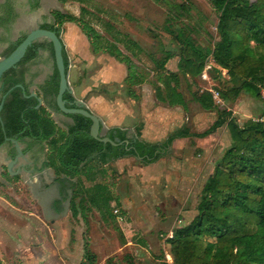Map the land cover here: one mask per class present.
Here are the masks:
<instances>
[{
	"label": "rangeland",
	"instance_id": "rangeland-1",
	"mask_svg": "<svg viewBox=\"0 0 264 264\" xmlns=\"http://www.w3.org/2000/svg\"><path fill=\"white\" fill-rule=\"evenodd\" d=\"M14 1L20 3L22 11L27 6V0ZM42 10L44 20L49 22L53 21V10L76 18L63 22L59 29L70 61L68 80L74 96L87 95L90 99L86 106L101 117L103 133L108 128L121 127L140 140L156 143L182 128L194 134L205 133L222 109L230 112L238 124L258 118L263 111L262 101L244 92L235 100L221 96L218 105L210 110L193 98L195 90L220 92L230 85L227 70L212 57L196 76L184 75L179 68L181 36H189L202 45L219 39V11L210 0H84L65 4L45 0ZM21 20L14 38L36 23L30 18ZM79 20L93 26L103 39L116 42L132 58L138 74L133 82L129 80L127 65L105 50L106 43L98 42L99 49L92 50ZM81 43L92 56L84 58L78 53L82 52ZM167 53L173 57L162 66ZM50 56L46 52L31 64L35 80H42L53 71ZM171 72L179 74L185 107L171 106L158 98L157 89H167L166 77ZM231 144V134L224 123L204 136L173 141L152 163H144L133 155L114 159L110 163L114 174L109 173L104 180L114 193V218L105 223L93 214L87 225L81 224L82 236H71L72 242L77 243L70 245L71 250L61 238L47 236V231H41L43 237L34 240L15 231L16 226L29 219H20L18 210L23 206L27 210L23 214H29L31 188L21 190L18 180L0 164V264H88L85 245L91 247L95 264H105L107 260L108 264L170 263L167 240L197 215L202 188ZM21 191L27 194L24 199L19 197ZM37 246L38 253L34 249Z\"/></svg>",
	"mask_w": 264,
	"mask_h": 264
},
{
	"label": "trees",
	"instance_id": "trees-1",
	"mask_svg": "<svg viewBox=\"0 0 264 264\" xmlns=\"http://www.w3.org/2000/svg\"><path fill=\"white\" fill-rule=\"evenodd\" d=\"M59 1L64 4L69 1L84 2ZM210 1L219 11V39L214 44L202 45L189 36H181V72L196 76L202 72L208 58L212 57L217 65L227 70L230 77L228 88L220 91L222 98L235 100L244 92L261 100L257 85L264 82V0ZM9 2L6 5H10ZM180 6L185 8L184 4ZM51 14L54 22L49 28L57 34L63 22L76 20L73 14L60 10H53ZM79 24L83 25L82 31L90 38L92 50L99 49L98 42L106 43L105 50H109L117 61L127 65L129 80L133 82L137 72L132 58L116 42L103 39L90 24L82 20H79ZM116 39L120 41L119 38ZM50 45L54 57L52 44ZM37 46L38 43L34 42L27 48L23 61L37 54ZM63 56L68 68L69 60L65 50ZM171 57L173 55L167 53L160 64L165 66ZM14 72V69L6 72L7 88L23 81V75L15 76ZM59 79L55 66L53 75L39 85L38 94L43 95L44 105L38 106L37 97L30 96L29 91L23 93L20 87H15L8 93L0 112L4 123L3 128L0 120V144L5 141V137H30L45 141L48 165L55 170V180L60 185L62 197H67L70 190L73 209L76 208L74 199L81 196L103 216H112L114 193L104 180L109 173L114 174L110 164L114 159L133 155L144 163H152L159 159L174 139L191 135L204 136L226 123L232 144L202 188L197 215L189 224L177 228L167 240L170 264H264L262 121L250 118L238 124L230 112L222 109L221 115L205 133L192 134L187 128H182L156 143L145 142L137 136L129 137L128 130L121 127H111L102 134L103 127L100 126L99 136L109 137L116 143L112 144L90 134L92 120L83 114H68L73 123L66 129L58 127L48 108L59 111L56 103ZM166 81L167 89H157L158 98L170 105L186 106L184 94L180 90L179 74L169 73ZM129 91V94L134 93L133 90ZM192 94L205 110L218 105L209 90H195ZM64 99L67 107H76L72 94L65 92ZM85 259L88 264L96 262L94 253L89 249L85 251ZM105 264H108V260Z\"/></svg>",
	"mask_w": 264,
	"mask_h": 264
},
{
	"label": "crops",
	"instance_id": "crops-1",
	"mask_svg": "<svg viewBox=\"0 0 264 264\" xmlns=\"http://www.w3.org/2000/svg\"><path fill=\"white\" fill-rule=\"evenodd\" d=\"M78 38H80L79 35ZM86 51L87 48L86 50L83 49L82 44V52L78 51V53L84 58H87L91 53L88 54ZM72 65L75 66V63ZM38 91L33 90L32 92L39 95ZM39 96L42 100L44 99L42 94ZM74 97L76 99L85 98V104L88 106L90 99L87 95L81 98ZM44 104L45 101H43V105ZM48 109L59 128L66 129L68 125L73 123L72 118L61 110ZM190 133L194 134L193 132ZM102 134L104 133L102 132ZM128 136L132 137L133 135L128 133ZM189 137L190 136L178 137L174 139V141L185 140ZM13 138L18 140L20 152L17 151L13 141L6 140V144L0 148V164L5 165L9 176L11 175L18 180L16 184L21 185V190L26 187L31 188V192L29 193V197L31 198L29 214L27 216L23 214L27 213V210L23 209V206L18 210L21 217L20 219H24V217L28 218L29 216L26 222L22 221V223L15 228V231H18L21 236L26 237V235H29V237L34 240L35 237H43L41 236L42 234H40L41 231H47V236L49 234L52 237L61 238L62 244L67 243L68 249L71 250L70 245H77L76 242H72L71 236H82L80 231L83 226H81V224L87 225L88 220L92 219L93 214L99 215L100 219L105 223L114 218V206L112 209V216H103L97 208L90 205V203L86 202L81 196L74 199L76 208L73 209L70 203L71 191H68L69 195L67 197H62L60 185L58 181L55 180V170L48 165L47 143L45 141H37L30 137H25L23 139ZM26 196L27 194L21 191L19 197L24 199ZM75 231H77V233H75ZM85 246H87V248L84 249L85 251L86 249L92 250L90 246ZM34 249L37 253L39 252L38 246L34 247Z\"/></svg>",
	"mask_w": 264,
	"mask_h": 264
},
{
	"label": "flooded vegetation",
	"instance_id": "flooded-vegetation-1",
	"mask_svg": "<svg viewBox=\"0 0 264 264\" xmlns=\"http://www.w3.org/2000/svg\"><path fill=\"white\" fill-rule=\"evenodd\" d=\"M8 1H10L9 2V3H11L10 5H6V3H8ZM26 3H27V6H24V10L22 11V10H20V6H19L20 3H18V2L15 3L14 0L0 1V58L6 57L7 55H9L17 47V45L25 38V36L27 35V33L31 29L36 28V27H40V28L52 30L49 27L54 22V18H53L52 22L44 20L45 15H44V12L42 10V7H43V3H45V0H27ZM24 15H25V17L23 18L22 16H24ZM21 18H22V20L30 18L33 21L35 20L36 23H34V26L31 27L28 31H26L25 34H19L14 38V34L16 32V26L20 22ZM59 35H60V33H59ZM21 38H22V40L15 46V48L11 52H8V49ZM34 42L38 43V46L36 48L37 54L33 58L26 60V61H23V58L25 56L24 55L14 67L10 68V69L15 70V72H14L15 76L20 77L23 75V81H19V82L15 83L14 85L9 86L7 88V84L5 82L6 72H8L10 69L7 70L3 74L2 79L0 81V102L3 99V96L11 88L14 89L15 87H20L22 89L23 93H27L29 91L30 96H33L32 91L33 90L38 91L39 85L44 84L45 81H47L49 79V77L51 75H53L56 65H55V60H54V57L52 56V51H51V47H50L51 41H49L48 39H45V38H40V39H36ZM52 48H53V46H52ZM63 50H65V47L63 48ZM46 52H50V55H51L50 57L52 58V69H53V71H51L49 74H47L42 80H35L34 74L31 70V66H32L31 64L33 62L37 61L39 58L42 59V57L46 54ZM8 74L12 75L13 73H8ZM43 101H44V99H43ZM6 142H7L6 140L3 141L0 144V148L3 145H5Z\"/></svg>",
	"mask_w": 264,
	"mask_h": 264
},
{
	"label": "water",
	"instance_id": "water-1",
	"mask_svg": "<svg viewBox=\"0 0 264 264\" xmlns=\"http://www.w3.org/2000/svg\"><path fill=\"white\" fill-rule=\"evenodd\" d=\"M40 38H45L51 41L53 50H54V60L56 68L59 72V89L56 96V103L63 113L66 114H72V113H79L83 114L86 117L91 118L92 125L90 129V134L102 141H108L112 144H116L114 141H112L109 137H100L99 136V130L100 126H103L102 119L92 111H90L86 104H85V98L82 99H76L75 103L76 107H67L66 106V100L64 99L65 92H68L70 94H73V87L70 85V82L68 80V69L64 62V56H63V48L64 44L62 42V38L59 34H57L54 30H49L45 28L36 27L31 29L25 38L17 45V47L6 57L0 58V81L2 79L3 74L9 70L10 68L14 67L20 59L25 55L27 48L36 40ZM12 90V88L3 96L2 101L0 102V112L3 108V103L5 100V97L8 95V93ZM34 96L37 97L39 104L38 106L43 104V100L40 96H38L35 92L33 93ZM74 95V94H73ZM0 120L2 127L4 128V123L1 119ZM5 140H11L14 142L15 147L18 152H20V145L17 139L15 138H9L5 137ZM128 141V140H127Z\"/></svg>",
	"mask_w": 264,
	"mask_h": 264
},
{
	"label": "built area",
	"instance_id": "built-area-1",
	"mask_svg": "<svg viewBox=\"0 0 264 264\" xmlns=\"http://www.w3.org/2000/svg\"><path fill=\"white\" fill-rule=\"evenodd\" d=\"M258 88H259V93H260V96H261V100H262V103H263V111L261 113V115L256 118L260 121H262L264 123V82H260L258 83ZM211 94H212V97H213V100L215 101V103L218 101L220 102L221 100V96H220V92L219 90H212L211 89ZM168 255V254H167ZM168 258L170 259V256L168 255ZM170 264V263H169Z\"/></svg>",
	"mask_w": 264,
	"mask_h": 264
}]
</instances>
